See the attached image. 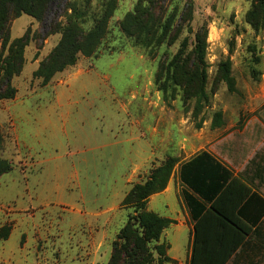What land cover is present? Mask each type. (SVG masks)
<instances>
[{
  "label": "rangeland",
  "instance_id": "1",
  "mask_svg": "<svg viewBox=\"0 0 264 264\" xmlns=\"http://www.w3.org/2000/svg\"><path fill=\"white\" fill-rule=\"evenodd\" d=\"M68 1L53 2L42 23L23 15L11 25L12 39L30 31L33 41L25 50L22 73L11 81L15 96L0 99V158L13 164L0 177V264H108L113 242L134 214L133 206L124 204L127 194L168 158L179 160L169 180L176 185L182 161L204 149L225 152L228 141L235 168L245 173L254 169L252 160L264 162V20L258 29L248 23L252 0H163L172 27L165 42L155 41L151 48L134 46L120 29L140 0H118L96 55L79 56L74 67L43 85L34 73L61 35L44 38L50 25L62 19ZM70 3L86 12L85 29H90L106 0ZM198 32L206 35L209 76L208 101L200 104L198 98L186 100L165 72L185 41L189 54ZM226 62L232 88L221 78L219 68ZM82 71L88 75L76 79ZM73 74L74 83H67ZM93 97L97 102L91 109ZM50 106H80V118L53 122L46 117ZM216 112L222 114L219 128L212 127ZM100 114L103 123L96 118ZM99 123L106 145L94 149L98 144L90 143L83 130L90 132ZM126 136H132L131 142ZM182 142L188 145L186 153ZM250 150L255 155L247 160ZM158 200L150 206L156 213H182L174 194ZM88 211H105L106 224L101 216L88 227ZM190 241L189 227L181 224L167 228L160 239L177 261L187 259Z\"/></svg>",
  "mask_w": 264,
  "mask_h": 264
},
{
  "label": "trees",
  "instance_id": "2",
  "mask_svg": "<svg viewBox=\"0 0 264 264\" xmlns=\"http://www.w3.org/2000/svg\"><path fill=\"white\" fill-rule=\"evenodd\" d=\"M56 1L63 0H0V99H12L15 96L16 90L11 86V81L22 73L26 63L25 50L33 41L30 31L12 39V22L27 15L42 23L51 4ZM117 1L106 0L101 16L90 29H85L86 12L77 11L70 0L66 2L62 19L50 25L44 38L60 34V40L40 63L34 73L35 78L41 79L42 84L46 85L56 74L74 67L79 56L91 58L96 55L109 32V21L117 8ZM162 1L140 0L134 10L127 13L121 21V31L134 46L151 48L155 41L162 44L169 37L172 26L170 17L166 16L164 6L160 4ZM263 20L264 0H252L248 23L258 29ZM187 44L185 41L183 50L169 62L165 72L168 82L182 88L186 100L198 98L200 104L202 100L208 101L206 35L200 32L195 35L189 54L186 52ZM219 69L222 80L232 88L230 64L223 63ZM157 82L159 83V76ZM221 126L222 114L216 112L212 127ZM178 162L176 157L168 158L151 173L144 184L134 186L127 194L124 204L132 205L134 214L129 217L113 242L108 264L171 262L167 254L170 246L160 243V239L174 221L148 211L147 203L152 195L167 188ZM12 170L13 164L0 158V177ZM180 180L193 192L184 193L195 221L190 264H226L252 231V227L239 213L243 203L252 194L251 181L234 176L232 171L208 152H202L182 164Z\"/></svg>",
  "mask_w": 264,
  "mask_h": 264
},
{
  "label": "crops",
  "instance_id": "3",
  "mask_svg": "<svg viewBox=\"0 0 264 264\" xmlns=\"http://www.w3.org/2000/svg\"><path fill=\"white\" fill-rule=\"evenodd\" d=\"M77 75H79V76H76L75 77L76 79H82L88 74L82 71V72H77ZM69 77L70 78L67 80V83H71V84L74 83L73 82L74 74L70 75ZM98 77L100 78L99 75H98ZM130 80H132V77H130ZM103 86H105V84H103ZM78 89H83V88L78 86ZM98 100H99V98H98ZM96 102H97L96 98L93 97L91 102H90L89 107L91 109L96 107V106H94V104ZM79 107L80 106H50V108L48 109L49 115H47L46 117L48 118V116H49V119L52 120L53 122L56 121L55 119H57V120L59 119L61 121V118L65 119V120H69V122L71 119L78 120L80 118V114L77 112L79 110L78 109ZM76 112L78 113V115H76ZM40 113H41V111H40ZM104 117H105V115H103V117H102V115L100 114V116H97L96 118H97L98 122L102 121V123H103ZM39 119L41 121L40 117H39ZM81 120H82V117H81ZM101 129H103V127H102L101 123H99V124H97V126L95 124V128L93 130H90V132L83 130V133L87 134L86 136L89 135L88 141L90 143L98 144L95 147H93L94 149H102L101 148V145H102L101 141H103V140H102L101 135H103V131ZM76 136L80 137L77 133H76ZM77 137H75L74 141H77ZM131 138H132V136H126V138L124 140L126 142H128V141L131 142L130 141ZM229 142H230V144H229ZM227 143H228L227 147L230 150L227 149L224 152L222 150L221 151H217V150L210 151V150L204 149V150L200 151L199 153H197L196 155L192 156L191 158H189L185 161H182L179 165L180 167L178 170V176L176 178L177 179V185L175 182L170 181V183L168 184L167 188L164 191L152 195L148 200L147 209H148V211H151L154 213H156V212L153 211L150 206H152L153 204L156 205V203H158V201H159L158 200L159 197H162L163 200L165 201V198L168 199L171 194H174L177 197L180 205L182 206L181 208H182L183 214L179 213L177 217L162 216L159 213H156V214H158L164 218H168V219L174 221L170 226L181 224V225H187L190 229L191 241H190V247H189V253H188L187 259L185 261H182V260L177 261L176 259H173L170 257L171 260H174L177 264H190L191 255H192L193 238H194V225H195V221L193 220V218L191 216L190 209H189V207L185 201V198H184V193L186 191L189 193H193V192H192V190L188 189V187L181 182V180H180V168H181L182 164L190 161L191 159H193L197 155L201 154L202 152H208L218 162H220L222 165H224L226 168H228L230 171H232L234 176H239L244 181H246L248 179H249V181H251L250 185L252 187V194L243 203V205L241 206V208L239 210V213H240L241 218L248 225H250L252 227V231H251L250 235L248 236V238L246 239V241L244 242V244L236 250V252L232 255V257L229 259V261L226 264H264V162L262 163V166H261L259 161L254 162V160H252L254 158V155H255L254 150H252V151L250 150V151L246 152L247 160H252V164L255 165V167H254V169L251 168L247 172L244 173L243 172L244 168H235L234 165L232 164V160L234 159V152L232 150L233 147H231V145H232L231 141H228ZM181 144H182L181 148L183 149V152L186 153V151L188 149L187 143L182 142ZM105 145H102V146L105 147ZM90 148H91V146L89 147V149ZM90 150L92 151L93 149H90ZM151 154H154V152H151ZM180 156H181V154H180ZM260 169H261V172L258 174V171ZM4 175H6V174H4ZM242 175H244L245 177H242ZM80 198L85 200L84 195L80 196ZM169 206H170L169 204L165 205L166 208H169ZM98 212H101V211H92V212L88 211L87 212L88 213L87 216H92L91 220L87 221L88 227H90V225H91L90 223H95V222H97L98 219L99 220L101 219V216H102V218H104V216L106 215L105 211L103 213H98ZM97 217H100V218H97ZM107 220H108L107 218H104L105 224H106ZM104 238H105L104 234H102V236L98 237V240H100V241L98 243V246H99L98 251L99 252H98V254H96L97 256H99V254H100V250L102 248L101 244H102V241L104 240ZM168 252H169V250H168ZM97 256L95 257L94 261H98L96 259ZM169 263H166V264H169Z\"/></svg>",
  "mask_w": 264,
  "mask_h": 264
}]
</instances>
